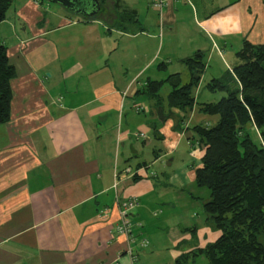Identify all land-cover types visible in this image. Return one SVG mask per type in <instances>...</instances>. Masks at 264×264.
I'll return each instance as SVG.
<instances>
[{"label": "crops", "instance_id": "crops-1", "mask_svg": "<svg viewBox=\"0 0 264 264\" xmlns=\"http://www.w3.org/2000/svg\"><path fill=\"white\" fill-rule=\"evenodd\" d=\"M150 3L99 0L82 20L13 0L0 23L15 70L0 125V264H133L128 251L172 264L219 238L194 183L205 148L192 153L191 138L218 120L200 111L225 96L207 84L232 74L244 43L264 45V0H167L161 17ZM196 54L193 106L171 109L167 80L189 83ZM129 198L131 238L115 233Z\"/></svg>", "mask_w": 264, "mask_h": 264}, {"label": "trees", "instance_id": "trees-1", "mask_svg": "<svg viewBox=\"0 0 264 264\" xmlns=\"http://www.w3.org/2000/svg\"><path fill=\"white\" fill-rule=\"evenodd\" d=\"M12 2L0 0V23ZM109 18L119 27L124 21L117 14ZM236 57L238 65L232 75L207 84L210 91L225 96L200 106L203 114L218 118L216 124L193 128L205 148L194 183L208 192L202 204L204 217L210 227L220 232L215 242L196 254L208 264H264V45L244 43ZM185 63L192 72L189 83L181 85L176 75L167 80L171 87L168 105L181 110L193 106V89L203 68L201 54ZM14 78L15 70L0 43V125L10 118V82ZM232 82H236L234 89ZM160 85L150 84L147 92L155 94ZM188 259L182 256L177 264H186Z\"/></svg>", "mask_w": 264, "mask_h": 264}, {"label": "built area", "instance_id": "built-area-1", "mask_svg": "<svg viewBox=\"0 0 264 264\" xmlns=\"http://www.w3.org/2000/svg\"><path fill=\"white\" fill-rule=\"evenodd\" d=\"M150 6L153 10H155L159 16L161 17V14L166 7L167 0H150ZM188 1V0H185ZM137 206L136 200L134 198H129L126 200H123L119 204V216H120V224L115 227V233L117 236H126L128 238H131L130 231H131V220L128 218L131 215V212L135 209ZM101 216H104L103 213H101ZM148 242L146 240H142L139 242L140 247H146ZM128 254L130 256L131 262L135 264L136 256L133 254L132 251H128Z\"/></svg>", "mask_w": 264, "mask_h": 264}, {"label": "water", "instance_id": "water-1", "mask_svg": "<svg viewBox=\"0 0 264 264\" xmlns=\"http://www.w3.org/2000/svg\"><path fill=\"white\" fill-rule=\"evenodd\" d=\"M55 4L73 15L94 18L100 11L99 0H43Z\"/></svg>", "mask_w": 264, "mask_h": 264}, {"label": "rangeland", "instance_id": "rangeland-1", "mask_svg": "<svg viewBox=\"0 0 264 264\" xmlns=\"http://www.w3.org/2000/svg\"><path fill=\"white\" fill-rule=\"evenodd\" d=\"M38 3H43V4H51V3H49V2H46V1H41V0H36ZM54 6H57V5H54ZM61 8V7H60ZM64 10V9H63ZM8 11V10H7ZM68 14H71L70 12H67ZM3 22V21H2ZM1 22V23H2ZM230 75H232V74H230ZM233 79V78H232ZM199 80H198V82L196 83V85H195V87L196 88H194L193 89V98H194V94H195V90L197 89V86H198V84H199ZM231 86H232V88L234 89L235 88V86H236V82L235 83H231ZM214 93H222V92H218V91H216V92H214ZM166 101H167V99H166ZM167 104H168V101H167ZM168 107L169 108H171V109H173V107H170L169 105H168ZM174 109H177V110H179V111H185V110H188V109H185V110H181V109H178V108H175L174 107ZM189 109H191V107L189 108ZM182 121H184V119H182ZM203 126V125H202ZM253 131H255L254 129H252V132ZM255 133V132H254ZM258 137V135H255V138H257ZM191 139H193V141H192V143H191V148L193 147L194 149H193V152L192 153H194L195 151H197V149L198 148H201V147H198L200 144H199V142H198V140H197V136L194 134V136H192V138ZM194 139H196L195 141H194ZM190 140V139H189ZM204 148V147H203ZM202 160V159H201ZM206 191V190H205ZM207 192V191H206ZM207 194H208V192H207ZM208 197H209V194H208ZM203 204V203H202ZM203 206V205H202ZM202 210H203V207H202ZM180 215H182L183 213H184V209H181L180 210ZM131 214H132V212H131ZM195 214L197 215V213L195 212ZM196 215H195V218H196ZM199 215V214H198ZM129 220L131 219L130 217L128 218ZM193 223V222H192ZM192 225V224H191ZM208 225V224H207ZM189 227H190V225H189ZM212 228V227H211ZM220 233V232H219ZM142 241V240H141ZM139 244V243H138ZM183 248H185L184 247V245L182 246ZM181 249V248H180ZM200 251L201 250H195L193 253H191V254H189V253H184V255L183 256H189V259H188V262L186 263V264H208L207 263V260L204 258V257H202V256H200V257H197L196 256V254H199L200 255ZM192 255H194V257H192ZM168 256V253H166L165 254V257H167ZM162 257L164 258V254L162 255ZM172 264H177L176 262H173Z\"/></svg>", "mask_w": 264, "mask_h": 264}]
</instances>
